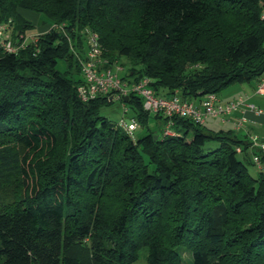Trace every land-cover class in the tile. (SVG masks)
Returning <instances> with one entry per match:
<instances>
[{"label":"trees","instance_id":"16d2710c","mask_svg":"<svg viewBox=\"0 0 264 264\" xmlns=\"http://www.w3.org/2000/svg\"><path fill=\"white\" fill-rule=\"evenodd\" d=\"M19 9L52 27L33 34ZM0 23L17 48L0 39V264H133L142 248L149 264H182L183 250L191 264H264L257 136L150 115L129 93L118 101L146 126L134 139L99 114L115 97L77 92L88 33L157 96L200 101L257 83L264 0H0ZM248 164L263 169L252 177Z\"/></svg>","mask_w":264,"mask_h":264},{"label":"built area","instance_id":"2783aa9c","mask_svg":"<svg viewBox=\"0 0 264 264\" xmlns=\"http://www.w3.org/2000/svg\"><path fill=\"white\" fill-rule=\"evenodd\" d=\"M8 23H0V39H5L3 49L6 52L15 53L17 48L8 39ZM87 37L89 49L87 58L82 64L85 84L77 88L78 95L83 101L92 99L98 95L107 96L110 94V99L115 97L117 100H120L123 96L128 97L129 93H132L140 97L142 109L150 115L163 114L168 118L179 116L190 119L198 125L204 124L210 118L223 121L243 107L258 112L256 107L246 103L245 98L242 96L228 102L221 101L214 93L207 94L200 101L190 102L183 101L176 95L170 98L157 96L150 88L147 78H142L136 83H129L123 79L120 76V73H123V68L119 64H109L101 58L102 51L97 41V35L88 33ZM254 94L264 96V72L256 83ZM242 122L243 118H236L233 121L234 129H240ZM136 126L134 122L129 121L125 125V130L133 131ZM164 134H173L170 130L169 122L165 125ZM253 145L264 149V144L259 143L256 137H253ZM236 150L239 151V148Z\"/></svg>","mask_w":264,"mask_h":264},{"label":"rangeland","instance_id":"374dc122","mask_svg":"<svg viewBox=\"0 0 264 264\" xmlns=\"http://www.w3.org/2000/svg\"><path fill=\"white\" fill-rule=\"evenodd\" d=\"M43 19L47 20V18L42 16L41 20H43ZM119 62L122 63L123 66L127 67L126 59L121 58L119 60ZM57 69L61 72H63L65 70V63L62 60L57 61ZM120 76L121 77L123 76L122 73H120ZM255 86H256L255 81H252L250 83H246L244 85L240 84V83L229 85V86L223 88L218 93V97L221 100H224V98H227V97H233V96L235 97L237 92H239L240 90L243 91L242 87H247L250 91L253 92ZM255 95H254V98L251 100V102L256 107L258 112L262 111L264 113V96H258V95L255 96ZM99 114L101 116H104L109 122L119 126L123 130H125L124 124L126 125V121L134 122L137 125V127L134 131L130 132V135L134 139H136L137 137L142 136L143 134L146 133V126L140 125L138 123V121L136 119L135 111L133 110L132 105H130L128 103H125V106H123L118 100H115L112 104H110L108 106H103L100 109ZM209 121H212V122H209ZM219 121H221V120L220 119H212V118L208 119L205 126H203V131L205 133H209L211 131H218L219 125H220ZM210 123H215V125H210ZM148 126L151 128H156V123L152 117H150L148 120ZM259 129L260 130L257 131V134H258L257 137H259V140L261 142H264V127H259ZM208 146L210 148H215L217 146V144L215 142H210ZM238 158L241 159L240 156H238ZM247 167H248V172L252 177H256L258 175V169L259 170L263 169V167H261V166L256 168V166L254 164H248ZM262 171L264 173V169ZM181 255L183 257L182 264H191V262H190L191 259L189 257V252L187 250H183L181 252ZM133 264H149L147 262V249L146 248L140 249V251L138 253V258Z\"/></svg>","mask_w":264,"mask_h":264},{"label":"crops","instance_id":"0c3cea01","mask_svg":"<svg viewBox=\"0 0 264 264\" xmlns=\"http://www.w3.org/2000/svg\"><path fill=\"white\" fill-rule=\"evenodd\" d=\"M19 14L33 25L34 27L33 34L35 35L46 33L52 27V24L48 20H45V19L41 20L42 16L34 12L19 9ZM242 89L243 91L240 90L239 92H237L235 97L234 96L227 97V98H224V100H221L220 98L219 99L223 102H228V101H232L236 99L237 96L238 97L242 96L245 98L246 103L253 105L251 100L254 98V95H255L254 91L253 92L250 91L247 87H242ZM236 118H243L241 130L238 131V134L240 133L239 134L240 137H247L248 139L249 136H258L257 131L260 130L259 127H264V113L262 111L256 112V111H252V110H249L243 107L239 111H235L234 113H232L223 122L222 120L219 121L220 122L219 130L220 129H223V130L232 129L233 121ZM209 122H212V121H209ZM210 125H215V123H210Z\"/></svg>","mask_w":264,"mask_h":264},{"label":"water","instance_id":"95a60500","mask_svg":"<svg viewBox=\"0 0 264 264\" xmlns=\"http://www.w3.org/2000/svg\"><path fill=\"white\" fill-rule=\"evenodd\" d=\"M122 99H123L124 101H126V100L128 99V97H127V96H123ZM126 123H129V121H126ZM154 138H156V136H154Z\"/></svg>","mask_w":264,"mask_h":264}]
</instances>
